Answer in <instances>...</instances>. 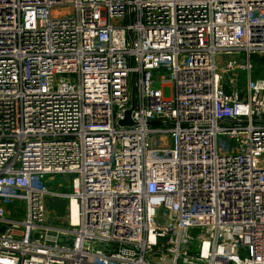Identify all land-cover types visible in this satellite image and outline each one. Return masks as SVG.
<instances>
[{
	"label": "built area",
	"instance_id": "2783aa9c",
	"mask_svg": "<svg viewBox=\"0 0 264 264\" xmlns=\"http://www.w3.org/2000/svg\"><path fill=\"white\" fill-rule=\"evenodd\" d=\"M254 56L264 0H0V264H264Z\"/></svg>",
	"mask_w": 264,
	"mask_h": 264
},
{
	"label": "rangeland",
	"instance_id": "374dc122",
	"mask_svg": "<svg viewBox=\"0 0 264 264\" xmlns=\"http://www.w3.org/2000/svg\"><path fill=\"white\" fill-rule=\"evenodd\" d=\"M255 63V67L257 70L256 78L264 77L262 70L263 59L259 57L253 58ZM247 79L245 74H241L239 77V88L245 84V80ZM157 86L161 87L167 97H171L172 95V84L170 79V74H167L166 79L160 83L157 82ZM46 183L51 187V190L58 194V196H50L46 202V220L48 225L52 227H65L66 222L69 220L71 215L70 203L71 197L69 196L72 192V181L76 178L73 175H48L45 176ZM14 206H17L24 211V202H19L16 200L14 202ZM10 207H13L11 205Z\"/></svg>",
	"mask_w": 264,
	"mask_h": 264
},
{
	"label": "bare ground",
	"instance_id": "6f19581e",
	"mask_svg": "<svg viewBox=\"0 0 264 264\" xmlns=\"http://www.w3.org/2000/svg\"><path fill=\"white\" fill-rule=\"evenodd\" d=\"M70 210L72 212V220L74 223H76L78 218V206L74 199L71 202Z\"/></svg>",
	"mask_w": 264,
	"mask_h": 264
},
{
	"label": "water",
	"instance_id": "95a60500",
	"mask_svg": "<svg viewBox=\"0 0 264 264\" xmlns=\"http://www.w3.org/2000/svg\"><path fill=\"white\" fill-rule=\"evenodd\" d=\"M132 91H133V95H134V92H135L134 89H132ZM130 113H131V110L129 112H127L126 119L123 120V121H121L120 122L121 124H130L131 123L130 122ZM152 124H154V125H160L161 123L160 122L153 121Z\"/></svg>",
	"mask_w": 264,
	"mask_h": 264
}]
</instances>
